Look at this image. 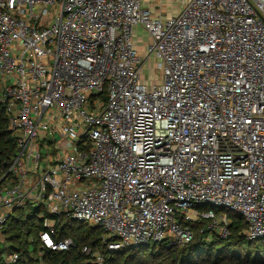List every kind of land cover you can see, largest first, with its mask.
I'll return each mask as SVG.
<instances>
[{
  "label": "built area",
  "instance_id": "obj_1",
  "mask_svg": "<svg viewBox=\"0 0 264 264\" xmlns=\"http://www.w3.org/2000/svg\"><path fill=\"white\" fill-rule=\"evenodd\" d=\"M0 105L16 145L0 230L41 209L37 264L75 248L60 219L98 229L106 252L184 246L191 223L226 239L231 216L264 238V0H186L166 18L141 0H0Z\"/></svg>",
  "mask_w": 264,
  "mask_h": 264
},
{
  "label": "trees",
  "instance_id": "obj_2",
  "mask_svg": "<svg viewBox=\"0 0 264 264\" xmlns=\"http://www.w3.org/2000/svg\"><path fill=\"white\" fill-rule=\"evenodd\" d=\"M15 138L7 130L6 116L0 105V179L6 173L15 155ZM3 180L0 181V186ZM41 209L30 204L16 209L13 215L6 219L0 230V236L5 243L0 248L1 256L5 252H17L18 264H37L38 241L37 234L43 229L42 221L36 217ZM230 235L222 239L212 235L209 239L202 224L191 223L193 238L184 246L167 249L163 244H149L119 252H106L104 244L97 240L100 237L98 229L81 225L65 232L70 220H59L56 225L57 238H70L75 248L69 251L53 252L45 250L42 264H93L85 262L78 249L84 245H94L104 254L103 264H264V238L247 241L240 233L244 222L231 216ZM64 222V226L61 224Z\"/></svg>",
  "mask_w": 264,
  "mask_h": 264
},
{
  "label": "crops",
  "instance_id": "obj_3",
  "mask_svg": "<svg viewBox=\"0 0 264 264\" xmlns=\"http://www.w3.org/2000/svg\"><path fill=\"white\" fill-rule=\"evenodd\" d=\"M185 1L186 0H141V7L150 11V13L154 16L166 18V17L175 16L179 12V10L183 5V2ZM133 28H132V34H133L132 40L134 44L137 46V49L143 52V43L142 44L137 43V41H140V39H135ZM142 80L146 83H150L155 79L147 82L142 76Z\"/></svg>",
  "mask_w": 264,
  "mask_h": 264
},
{
  "label": "rangeland",
  "instance_id": "obj_4",
  "mask_svg": "<svg viewBox=\"0 0 264 264\" xmlns=\"http://www.w3.org/2000/svg\"><path fill=\"white\" fill-rule=\"evenodd\" d=\"M134 37L135 39H140V41H137L138 44H146L148 41V35L147 33L142 29L141 26H136L133 28ZM156 59L154 55L152 54L148 59H145L142 64V76L143 78L149 82L154 80L155 78H160V72L156 70L155 68ZM41 213L38 212L36 214V217H40ZM81 223L78 222H71L70 225L65 227V232L70 231L73 228H77L81 226ZM62 226H64V222L62 223ZM83 226V225H82ZM5 246V243H3L1 236H0V248H3Z\"/></svg>",
  "mask_w": 264,
  "mask_h": 264
}]
</instances>
